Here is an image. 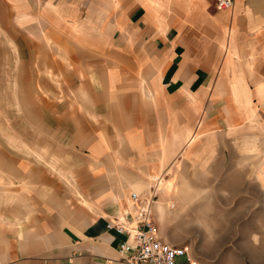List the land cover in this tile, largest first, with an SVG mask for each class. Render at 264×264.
<instances>
[{
  "label": "crops",
  "instance_id": "1",
  "mask_svg": "<svg viewBox=\"0 0 264 264\" xmlns=\"http://www.w3.org/2000/svg\"><path fill=\"white\" fill-rule=\"evenodd\" d=\"M66 1H48L44 16L62 10L85 43V80L63 83L59 103L89 107L78 134L71 123L66 132L84 162L21 163L19 203L0 213V264H123L127 237L107 220L145 183L142 194L164 186L155 214L245 213L243 203L264 196V161H230L250 147L221 141L264 137V0L228 9L216 0ZM251 98L247 113L238 104L249 109Z\"/></svg>",
  "mask_w": 264,
  "mask_h": 264
},
{
  "label": "rangeland",
  "instance_id": "2",
  "mask_svg": "<svg viewBox=\"0 0 264 264\" xmlns=\"http://www.w3.org/2000/svg\"><path fill=\"white\" fill-rule=\"evenodd\" d=\"M48 1L51 0H27L23 5L19 0H0V183L6 181L0 184V213L6 203H10L14 211L19 203L20 173L27 172L21 163L37 167L44 162L64 166L70 160L76 164L84 162L79 153L70 154L72 138L66 132L71 123L78 134L89 107L59 103L68 97V91L61 88L63 83L85 80L79 70L81 65L77 64V61L85 62L83 57H77L83 54L85 43L74 40L76 30L62 10L54 8L56 16L52 21L44 16L49 12L44 9ZM57 4L69 5L66 0ZM36 5L41 10L36 11ZM95 32L98 31L92 30ZM108 32L112 34V30ZM50 33L59 41L50 40ZM57 61L60 62L58 69ZM52 82L60 90H53ZM238 105L247 113L255 110L252 98L249 109L243 103ZM221 141L225 146L250 147L245 149L246 154L228 155L230 161L233 157L236 161L243 157L251 163L264 161V154L259 153L260 148L264 150V137ZM182 144L183 141L179 146ZM147 185L142 184L141 191L146 190ZM5 187L10 191L7 195ZM160 187L156 201L163 193V184ZM237 207L241 209L239 203ZM242 209L245 213L154 214L159 218L161 233L191 244L193 257L199 264H264V196L253 201L250 209L248 202L243 203ZM169 221L175 224L169 226ZM177 264L190 263L185 256L179 258Z\"/></svg>",
  "mask_w": 264,
  "mask_h": 264
},
{
  "label": "built area",
  "instance_id": "3",
  "mask_svg": "<svg viewBox=\"0 0 264 264\" xmlns=\"http://www.w3.org/2000/svg\"><path fill=\"white\" fill-rule=\"evenodd\" d=\"M220 9L232 6V0H216ZM158 184L149 187L147 194L132 191L131 203L116 216L107 220V229L125 235L118 247L123 264H177L179 258H191L190 244L173 245L166 242L155 220L154 206ZM174 207V204H172Z\"/></svg>",
  "mask_w": 264,
  "mask_h": 264
},
{
  "label": "bare ground",
  "instance_id": "4",
  "mask_svg": "<svg viewBox=\"0 0 264 264\" xmlns=\"http://www.w3.org/2000/svg\"><path fill=\"white\" fill-rule=\"evenodd\" d=\"M242 92H243V95L241 96V97H245L249 102H250V100L248 99L249 98V91H248V89L246 90H242ZM251 104V103H250ZM193 139V138H192ZM191 139V137H189L188 138V140H190V142H193V140ZM171 171V170H170ZM161 178V177H160ZM163 179V178H162ZM158 181V180H157ZM159 183V182H158ZM163 184V183H162ZM136 190H138L139 191V189H138V187L136 186Z\"/></svg>",
  "mask_w": 264,
  "mask_h": 264
}]
</instances>
